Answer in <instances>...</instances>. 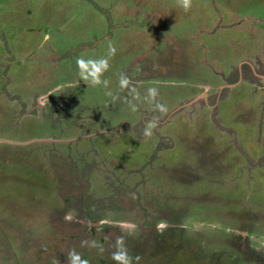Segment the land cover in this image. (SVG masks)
I'll return each mask as SVG.
<instances>
[{"label": "rangeland", "instance_id": "1", "mask_svg": "<svg viewBox=\"0 0 264 264\" xmlns=\"http://www.w3.org/2000/svg\"><path fill=\"white\" fill-rule=\"evenodd\" d=\"M0 264H264V0H0Z\"/></svg>", "mask_w": 264, "mask_h": 264}, {"label": "flooded vegetation", "instance_id": "2", "mask_svg": "<svg viewBox=\"0 0 264 264\" xmlns=\"http://www.w3.org/2000/svg\"><path fill=\"white\" fill-rule=\"evenodd\" d=\"M220 97V96H219ZM219 97H218V99H217V101H219ZM193 124H195V123H193ZM195 127H196V124L194 125ZM166 211H167V209H166ZM151 219H155L154 217H152ZM164 220H165V218H163ZM162 220V218H160V221ZM152 221H155V220H152ZM151 221V222H152ZM166 222L164 223V225L165 226H163L164 228L166 227V226H171V221H169V222H167V220H165ZM173 225H176L177 227H181L182 225H179V224H175V223H172ZM140 227H141V229L142 228H144V226H142V224H140L139 225ZM150 228H151V230L153 229V226H149ZM160 233V232H159ZM145 234H148V235H152L153 233H151V232H146L145 231Z\"/></svg>", "mask_w": 264, "mask_h": 264}, {"label": "crops", "instance_id": "3", "mask_svg": "<svg viewBox=\"0 0 264 264\" xmlns=\"http://www.w3.org/2000/svg\"><path fill=\"white\" fill-rule=\"evenodd\" d=\"M221 91H222V89L220 90V93H221ZM219 96H220V94H219ZM220 97H221V96H220ZM220 97H219V101H220ZM191 105H193V104L191 103ZM164 109H165V108H164ZM169 110H170V109H169ZM124 118H125V117H124ZM126 119H127V118H126ZM127 121H128V120H127ZM166 121H168V120L165 119V121L163 122V125L166 123ZM158 134H160V133H158ZM169 134H170V133H169ZM169 134H165V133H163V135L160 134V136H161V137H162V136H169ZM160 136H159V137H160ZM170 137H171V136H170ZM159 139H160V138H159ZM159 139L156 138V143L159 141ZM161 140H162V139H161ZM171 151H173V150H171ZM171 151H170V152H171ZM168 157H169V155H168ZM150 160H151V159L149 158L148 161H150ZM169 160H171V159H169ZM148 161H146V162H148ZM145 165H146V163H145ZM174 165H176V164L174 163Z\"/></svg>", "mask_w": 264, "mask_h": 264}, {"label": "clouds", "instance_id": "4", "mask_svg": "<svg viewBox=\"0 0 264 264\" xmlns=\"http://www.w3.org/2000/svg\"><path fill=\"white\" fill-rule=\"evenodd\" d=\"M182 4L185 10H187L191 6V0H182Z\"/></svg>", "mask_w": 264, "mask_h": 264}]
</instances>
